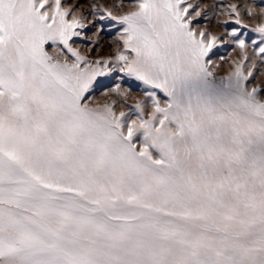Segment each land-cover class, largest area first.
<instances>
[{
	"label": "snow or ice",
	"instance_id": "1",
	"mask_svg": "<svg viewBox=\"0 0 264 264\" xmlns=\"http://www.w3.org/2000/svg\"><path fill=\"white\" fill-rule=\"evenodd\" d=\"M131 3L91 5L97 32L119 26L92 60L81 5L0 0V264H264V83L241 6L217 35L189 0ZM242 7L264 63V2ZM219 44L239 57L217 77ZM117 72L143 99L116 83L90 106Z\"/></svg>",
	"mask_w": 264,
	"mask_h": 264
},
{
	"label": "rangeland",
	"instance_id": "2",
	"mask_svg": "<svg viewBox=\"0 0 264 264\" xmlns=\"http://www.w3.org/2000/svg\"><path fill=\"white\" fill-rule=\"evenodd\" d=\"M189 2L193 3L194 5H199L202 12L201 17L194 16L193 27L206 28L217 35H222L224 33L225 28L223 26V22L225 21H227V27L229 29L232 27H241L240 25H236L234 23V17L229 18L227 14L230 12L228 5L237 4L238 6H241V19L244 24L248 25L247 28H241V33L247 34L246 41L250 45L248 52L253 56L254 59H256L257 64V71L255 74L256 78L253 83H264V75H262V73H264V63L254 56L251 47L252 40H259L258 34L252 32L251 29L256 26V23L259 22L260 17H249L247 12L242 7L245 4L255 5L257 6L258 10L259 6L262 4V2H264V0H189ZM93 3L102 5L104 8H112L113 14H122L131 10L132 3L131 0H125L121 7L114 8L113 5L120 3V0H62V5L65 7L73 5L82 6L81 10L86 17V27L82 31L85 33L87 38L74 37L73 40L75 43L73 46H79L78 50L82 55H87L89 59L95 60L100 57H106L114 54V41L119 32V26L116 25L113 27L115 22L108 19L103 22L102 31L97 32V28L101 27V22L99 21L98 17L94 18L91 15V5ZM205 16H207V18H205ZM93 40L96 41L95 44L92 43ZM46 47L47 50L52 53L51 47ZM234 49V44H219L213 49L215 55L210 53L211 59L214 63L223 65V67L216 72L217 77L225 75L230 67L231 61L239 57V51H234ZM221 56L225 57V59L221 60ZM117 77H119V79H117ZM98 81L99 84L95 90L90 93V95L94 96L95 98L94 101L89 102L90 106L95 107L98 104H103L109 96H113L114 94L112 93H108L107 96L103 95L102 93L104 88L112 87L116 83H120L122 87L131 88V92L127 100L128 105H132L136 99H143L142 89L144 86L140 82L124 76L123 73L117 72L109 74L106 77H99ZM160 95L163 98V94L160 93ZM123 103V101L118 100V104ZM121 110L124 109L119 106L116 107L117 112Z\"/></svg>",
	"mask_w": 264,
	"mask_h": 264
}]
</instances>
